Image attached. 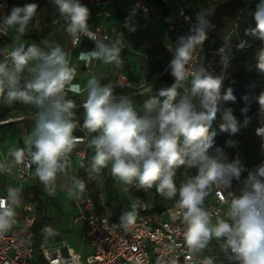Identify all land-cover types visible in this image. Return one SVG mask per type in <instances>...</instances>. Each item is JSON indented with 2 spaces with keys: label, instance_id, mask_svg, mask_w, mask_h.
<instances>
[{
  "label": "clouds",
  "instance_id": "clouds-1",
  "mask_svg": "<svg viewBox=\"0 0 264 264\" xmlns=\"http://www.w3.org/2000/svg\"><path fill=\"white\" fill-rule=\"evenodd\" d=\"M66 21V32L74 44H79L81 36L94 42L90 51H81L79 60L85 65L95 60L105 64H121V43L105 42L90 30L89 8L80 0H52ZM38 4L28 3L13 6L3 25L15 28L16 40L26 32L29 21L34 16ZM255 27L245 30L264 43V0H259L253 13ZM210 22L197 14L189 34L180 36L175 54L169 62L173 83L157 90V96L150 97L137 111L133 100L128 96L117 97L109 84L102 85L96 78L87 81V98L83 102L84 121L81 130L95 135L90 146L94 148L92 170L99 172L111 165L112 176L119 181L134 185L138 189H152L172 199L179 195L177 206L184 210L183 222L186 225L184 241L189 252L206 248L215 238L224 241L237 264H264V163L246 171L240 160L228 161L222 150L217 148L216 155H210L214 147L215 132L212 123L220 113V102H234L236 97L231 87L224 89L222 75H212L203 67L191 73L192 97L200 101L197 110L188 95H179L178 89L189 77L187 65L197 46L208 39L207 28ZM47 45V41L44 42ZM247 41H241L238 49H243ZM223 53L224 48L217 50ZM225 57L222 56L223 63ZM29 77L24 78L25 70ZM257 72L264 74V47L256 53ZM76 69L70 66L68 54L61 46L41 48L36 44L25 47L19 43L6 58L0 61V95L6 92L8 102L20 101L34 105L39 111L35 117L32 138L26 147L11 153L15 164L25 162L35 165V175L45 186L49 195L55 193V180L70 166L69 154L81 138L73 132L77 127L74 120V101L66 99V87L80 94L81 86L72 81ZM23 79V84L21 83ZM222 89H224L222 93ZM162 98V99H161ZM246 106L250 110L248 97ZM258 104V117L261 124L256 135L264 141V92L255 98ZM224 123L221 131H238L235 116L230 108L222 113ZM247 123V120L245 121ZM229 146L233 141H227ZM195 169V175L177 188L174 177L180 168ZM0 170H5L0 165ZM11 171V169H6ZM233 180L240 181L239 195L229 191L228 219L217 218L213 225L210 214L202 207L210 185L216 184L223 189H231ZM75 187L83 192L85 183L79 178L74 180ZM20 204V189L9 187L6 197H0V236L11 230L16 223L15 208ZM121 217V226L127 229L136 219V206ZM51 234L52 229L45 228ZM190 258V257H189ZM202 264H213L206 258Z\"/></svg>",
  "mask_w": 264,
  "mask_h": 264
},
{
  "label": "built area",
  "instance_id": "built-area-1",
  "mask_svg": "<svg viewBox=\"0 0 264 264\" xmlns=\"http://www.w3.org/2000/svg\"><path fill=\"white\" fill-rule=\"evenodd\" d=\"M193 1L80 0L90 10L88 20L90 30L101 39H105V42L119 41L122 52H129L145 62L152 50L169 53L171 59L173 58L178 38L188 35L190 27L195 24L191 14ZM247 1V6H249L252 0ZM13 6L16 5L10 0H0V61L6 58V52L13 50L9 46L11 44L9 40L12 39L11 33L14 28H6L2 23ZM127 39H133L134 42L126 43ZM94 46V42L83 35L79 44H74L69 35L66 53L70 66L80 65L88 80L97 77L96 68L102 61L95 60L85 65V62L79 60L78 57L81 51H90ZM221 47L224 48V52L218 53L217 50ZM222 56L225 57L223 63L221 62ZM186 67L189 77L185 81L191 82V73L203 67L212 75H222L224 88L238 84L236 64L229 55L225 40L220 45L205 41L202 46H197ZM132 69L133 63L128 61L110 84L114 88L130 90L131 93L128 94L130 97L150 87L145 77L139 79L138 81L141 82L137 85L129 74ZM169 71L168 63L160 79ZM84 90L81 88L80 94ZM221 91L223 93L224 89ZM65 92L66 99L69 94L73 93L67 87ZM194 106L197 110H201L198 98ZM228 106L229 102H220V109H226ZM78 107L80 106L74 109ZM75 121L78 130L82 133L75 136L81 139L72 150L74 159L79 163V167L76 166L75 178L85 183L83 192L75 187L80 194V200L77 202L79 216L75 221L86 225L84 239L88 243L90 254L83 259L81 254L76 253L68 245L53 247L51 244L42 243L39 247L42 263L37 262V207L32 202L30 192L21 190L20 199L22 195H26L27 200L22 202L20 200L19 206L15 208L16 223L11 230L0 236V264H202L206 258H211L213 264H219L218 256L210 244L203 250L189 252L183 235L186 228L183 222L184 210L177 206L179 199L175 197L172 198L173 203L169 209L162 214H156L148 207L145 200L141 199L144 189L129 185L130 192L138 197V207L134 224L127 229L122 227L120 223L123 214L112 215V206L105 191L104 176L101 171H93L89 165L90 134L81 130L82 125L79 120ZM1 124L0 122V126ZM222 153L228 161L238 159L244 165L246 171L242 173L241 180L247 177L248 171L257 166L255 163L245 161L239 152L232 153L227 149H222ZM68 159L73 166L74 161L70 156ZM8 164L13 171L9 173L15 179L26 182L32 177L35 165L30 164L27 156L22 164H15L14 158L10 159ZM186 171H195V169L183 167L178 169L174 177L175 182ZM9 187L6 186L3 191H0V197L7 196ZM241 187L242 183L236 180H233L231 189H223L216 184L210 185V196L202 207L210 214L212 222H215L218 217L228 219L226 213L230 203L229 191L239 195ZM165 215L168 217L167 220H164Z\"/></svg>",
  "mask_w": 264,
  "mask_h": 264
},
{
  "label": "trees",
  "instance_id": "trees-1",
  "mask_svg": "<svg viewBox=\"0 0 264 264\" xmlns=\"http://www.w3.org/2000/svg\"><path fill=\"white\" fill-rule=\"evenodd\" d=\"M12 4L17 5L19 0H10ZM39 2L43 0H38ZM243 3V12L242 15L237 19L236 22L233 24V29L231 34L227 36L225 40V44L228 48V52L230 57L234 51V48L228 44L229 37L231 38L230 41H233L236 46L241 41H247L248 43L243 49H240V63L242 64L241 70H237V78L238 84L231 87L233 89V94L236 97L234 102H229V106L232 110V114L236 118L237 128L238 131L233 134L230 131H221L220 125L224 123L222 119V113L224 109H220V113H218L217 119L214 121L212 125L211 131L215 132L216 135L214 137V147L210 149V155H216V149L219 148L227 149L229 152H239L243 159L249 163H255L257 166L261 163H264V141L261 140L259 136L256 135V128L260 127L261 124L259 122L258 117V106L256 104L249 103V99L255 93L256 88V81L260 80L264 86V74L257 72L256 69V53L261 48L264 47L263 45L257 43V38L252 37L251 35H245V30L249 28L255 27V21L253 19V13L256 10V5L259 3V0H252V3L248 5L247 0H241ZM213 0H194L192 3L191 14L194 22H196L197 14L201 16L204 15L205 11L211 8ZM48 12L46 15V25L50 26L51 28H46L44 31L38 33L37 31H32L31 29L26 30V38L30 41L28 43H23L25 47L36 44L41 48H46V44L44 43H53L60 46L58 37H59V30L61 24L63 23V17L60 15L58 8L54 5L52 0L47 1ZM235 25H237L235 27ZM224 40L217 42V45H220ZM9 43H12V39L9 40ZM232 59V57H231ZM142 60V59H140ZM171 60V55L169 53H160L158 50H152L148 54L147 61H143L140 70L144 72V77L146 83L152 84L155 81V77L158 73H162L167 64ZM233 60V59H232ZM234 62V61H233ZM170 71L162 78L163 80L169 76ZM24 77V76H23ZM161 79V80H162ZM23 79L21 83L23 84ZM224 89H227L226 87ZM158 90V89H157ZM157 90L153 89L150 93H145L143 95L141 105L143 102L150 97L157 96ZM124 89L122 88H114V94L119 95L122 94ZM6 92L0 95V122H5L13 118V113L18 109L22 108V111L26 116H35L39 111L34 105L32 104H25L20 101H12L8 102L6 99ZM245 95L248 97V104L250 105V110L247 114L242 113V109L246 106V102L242 99ZM69 100L74 101L76 106H80L74 109V120H79L81 125H83L84 121V110L82 107V99L81 94H69ZM162 99V98H161ZM180 97H177V101ZM226 108V109H227ZM247 120V123L245 121ZM35 121V118H34ZM245 131L254 132L258 138L254 149H250L247 151L243 150V140L241 139V134ZM80 133L79 135H81ZM95 133L90 134L89 137V144H88V153H89V165L92 168L93 163V156L95 154V150L93 147L90 146V141L92 136ZM227 141H233L234 145L229 146ZM242 149V150H240ZM111 165L109 164L108 167L101 169V173L104 176L105 182V191L108 197L112 196L116 189L118 179L114 178L110 172ZM195 175V171H186L183 172L179 178L177 179L176 186L179 188L181 184L186 182L188 177ZM153 198V211L156 214H162L167 209L172 206L173 199H167L156 192L155 186L152 189H149ZM208 195L205 197L203 203L210 196V189L207 190ZM176 199H179V195L175 196ZM36 241H37V250H36V261L42 263V259L39 255V247L42 243L53 244L58 241V237L49 235L46 236L44 229H43V221H37L36 223ZM215 253L218 256V263L219 264H237V261L232 258V254L230 249H226L224 247L223 240H215L213 242H209Z\"/></svg>",
  "mask_w": 264,
  "mask_h": 264
},
{
  "label": "rangeland",
  "instance_id": "rangeland-1",
  "mask_svg": "<svg viewBox=\"0 0 264 264\" xmlns=\"http://www.w3.org/2000/svg\"><path fill=\"white\" fill-rule=\"evenodd\" d=\"M245 1V0H244ZM46 5H44L45 7ZM47 8V7H46ZM243 12V3L241 0H213L211 8L205 11L204 15L202 16L207 21L210 22V26L207 28L208 32V39L207 42L217 43L221 40H226L229 33L231 34L233 29L234 22L242 15ZM39 15V11L36 10L35 15L29 21V27L32 31H37L38 33L44 31L46 28H51L50 26L46 25V17ZM66 21L63 17V23L61 24L59 30V43L62 49L66 52L68 49L69 44V35L66 32ZM12 43L9 45L11 48H15L18 46L19 43H28L30 42L26 38V32L20 39L17 41L16 36L17 33L15 28L13 29L12 33ZM231 38L228 39V44L231 48H234L232 53V59L236 64L237 70H241L242 64L240 63V49L237 48L236 44L233 41H230ZM257 43L264 46L259 39H257ZM54 47L56 44L47 43V47ZM123 53H120L122 56ZM123 63V62H122ZM29 72L27 69L23 73L24 78L29 77ZM161 73L156 75V79L152 84L147 83L150 85L148 89L138 91L137 95L131 96V98L137 107V111H141V102L143 100V95L146 93H150L153 89H160L162 87L170 86L173 83V77L169 73V76L166 79H160ZM190 82H183V86L178 89V97L188 95L189 98L194 100V97L191 96L190 93ZM255 93L249 99V103L251 104H258L256 103L255 98L260 95L261 92H264V86L260 80L256 81V88ZM16 115L13 113V118L8 121H15L17 116L22 113V108H18L16 110ZM8 121L1 122V127H4V123ZM4 124V125H3ZM6 126V125H5ZM5 131L4 138L0 139L1 141H6L8 145L13 144L14 138L13 135L6 131V129H0V133ZM241 139L243 140V150L247 151L250 149H254L256 141H258L257 136L254 132L245 131L241 134ZM242 150V149H240ZM0 155H2V150L0 149ZM79 167V164H78ZM59 179L56 178L55 183H57ZM4 180L0 175V190L4 186ZM25 184L29 183H36L34 188L30 190V194L32 195V202L37 207L38 213V221H43V229L50 228L52 229L51 234L45 232L46 236L53 235L58 237V241L56 243L51 244L53 247L60 246V245H68L71 249H73L76 253L81 254L83 259L85 256L90 254V250L86 247L87 242L82 240V236L84 234V224H77L75 223V219L79 216V211L77 207V197L76 194H72L71 192H66L62 186H59L58 193H54V195H49L48 192L45 190V186L39 181L38 177L35 175V169L33 171L32 177L24 182ZM125 189V191H124ZM75 195V196H74ZM144 199L146 204L150 209H153V198L151 195L150 190H144L142 193V198ZM21 202L27 200L26 195L21 196ZM109 201L111 202L112 206V215L116 216L117 214H124L125 212H129L133 210V205L138 207V197L130 192L129 184H125L118 180L117 189L115 193L109 197ZM168 217L165 215L164 220H167ZM213 225L215 222H212ZM216 239L213 238L210 242L215 241Z\"/></svg>",
  "mask_w": 264,
  "mask_h": 264
},
{
  "label": "crops",
  "instance_id": "crops-1",
  "mask_svg": "<svg viewBox=\"0 0 264 264\" xmlns=\"http://www.w3.org/2000/svg\"><path fill=\"white\" fill-rule=\"evenodd\" d=\"M47 1L48 0H43L41 2H39L38 0H19V3L16 6H23V5L28 4V3H36V4H38V8L36 10L39 11V15L42 16L44 13H46L44 15L46 17L47 12H48ZM44 5H46V6L44 7ZM34 16H36V15L34 14ZM27 29H30L29 24L27 26ZM133 42H134L133 39H127L126 40V43H133ZM121 53H123L122 56L120 55L121 61L123 63L121 62L119 67H117L114 63L113 64H105L103 62L97 66V68H96V76L97 77L96 78L98 81H100V83L102 85H104V84L110 85L114 81V79L116 78V75L119 72V70L123 69L126 66V64L128 63V61L130 63H133V69L129 73L131 79L137 85L140 84L141 81H138V80L144 77V72L143 71L141 72V70H140V66H141L143 61L140 60V58H137L136 56H134L133 54H131L129 52H122L121 51ZM74 67L76 69V77L73 80V83L79 84L82 89H85L83 91V93L81 94V99H82V103H83L87 98L86 84L88 81V77L85 74V72L82 70L80 65L76 64ZM184 82H189V81H184ZM190 84H191V82H190ZM113 89H114V87H113ZM130 93H131L130 90H124L123 93L119 94V95L128 96V94H130ZM136 95H137V93H136ZM128 97H130V96H128ZM196 102H197V97H194L193 104H196ZM16 113H18V112L15 111L14 115H16ZM34 118H35V116H26L24 114V112L22 111V113L17 116V119L15 121H8L7 123H5L6 126L4 125V127L0 128V129H4V130L6 129L7 132L11 131L9 133H11L13 135V138H14V142L11 145H8V143L6 141H3V140L0 143V149L2 150V155H0V165H4V169H5V170H0V175H1L2 179L4 180V183H3L4 186L1 189L2 191L4 190V188L6 186H10L13 188H18V189H20V191L22 190V191H29L30 192V190L33 189L35 184H36V183L25 184L24 182L15 179L14 176L12 174H10L13 171L10 172V171L6 170V169H9L8 163H9L10 159L13 158L11 156V153L16 149L25 148L26 147V141L28 139L32 138V132H33L34 125H35ZM4 133H5V131L3 133H0V139L4 138V135H5ZM79 134H80V131L76 127L74 132H73V135L79 136ZM69 156L74 161V163H72V164L75 168L70 164V166L67 167L64 172L57 174L56 178L59 179V181L57 183H55V193L57 194L59 191V186H62L66 192L68 191V192H71L72 194L73 193L76 194L77 202H78L80 200V194L75 189L74 180H75V173H76V169H77L76 166L78 167L79 163L77 160L74 159L73 151L69 154ZM124 191H125V189H124ZM108 200H109V197H108ZM136 211H137V209H136ZM74 222L77 224H84L83 228H84V234H85V230H86L85 223L76 222V221H74ZM84 234L82 236L83 241H85ZM86 247L88 248V245Z\"/></svg>",
  "mask_w": 264,
  "mask_h": 264
}]
</instances>
